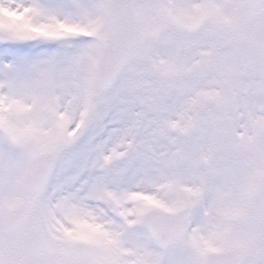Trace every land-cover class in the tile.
<instances>
[{"label": "snow or ice", "instance_id": "snow-or-ice-1", "mask_svg": "<svg viewBox=\"0 0 264 264\" xmlns=\"http://www.w3.org/2000/svg\"><path fill=\"white\" fill-rule=\"evenodd\" d=\"M0 264H264V0H0Z\"/></svg>", "mask_w": 264, "mask_h": 264}]
</instances>
